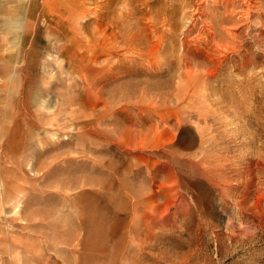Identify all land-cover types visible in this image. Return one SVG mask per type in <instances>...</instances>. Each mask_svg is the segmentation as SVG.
Returning a JSON list of instances; mask_svg holds the SVG:
<instances>
[{
    "label": "rangeland",
    "instance_id": "rangeland-1",
    "mask_svg": "<svg viewBox=\"0 0 264 264\" xmlns=\"http://www.w3.org/2000/svg\"><path fill=\"white\" fill-rule=\"evenodd\" d=\"M34 1L0 0V264H264V0Z\"/></svg>",
    "mask_w": 264,
    "mask_h": 264
},
{
    "label": "bare ground",
    "instance_id": "bare-ground-1",
    "mask_svg": "<svg viewBox=\"0 0 264 264\" xmlns=\"http://www.w3.org/2000/svg\"><path fill=\"white\" fill-rule=\"evenodd\" d=\"M51 0H49V2H50ZM53 1V0H52ZM6 2V1H5ZM46 2V1H45ZM69 2V1H68ZM77 2V1H76ZM75 2V3H76ZM26 4L27 5H29L28 7H29V9H32L33 8V6H36V4H35V1L34 0H27V2H26ZM58 4H59V1H58ZM73 4V3H72ZM77 4V3H76ZM81 4V3H80ZM1 5V4H0ZM110 5V4H109ZM59 6V5H58ZM77 6V5H76ZM1 8H2V6H1ZM84 8V7H83ZM3 9V8H2ZM41 9V8H40ZM6 10V9H5ZM4 10V11H5ZM83 10H85V9H83ZM100 10V9H99ZM44 11V10H43ZM5 12H7V11H5ZM52 12V11H51ZM91 12V11H90ZM102 12V11H101ZM55 13V12H54ZM73 13V12H72ZM96 13V12H95ZM100 13V12H99ZM33 13L32 12H30L29 13V15L27 16V18H26V24H29V22H30V18L31 17H34L33 15H32ZM74 15V14H73ZM25 16V15H24ZM94 16V15H93ZM26 17V16H25ZM69 17V16H68ZM67 17V18H68ZM79 17V16H78ZM96 17V16H95ZM42 18V17H41ZM34 19H35V17H34ZM56 19H58V18H56ZM76 20V19H75ZM32 21V20H31ZM35 20H33V22H34ZM72 22V21H71ZM84 22V21H83ZM22 23V22H21ZM68 24V23H67ZM33 26V25H32ZM51 27V26H50ZM97 27V26H96ZM25 28V27H24ZM29 28H31V27H29ZM52 28H53V26H52ZM99 28V27H98ZM26 29V28H25ZM56 29V28H55ZM79 29V28H78ZM27 30V29H26ZM95 30H96V28H95ZM99 30H100V28H99ZM21 34V33H20ZM31 36V35H30ZM23 38H24V36H23ZM28 46V45H27ZM67 46V45H66ZM31 47V46H30ZM31 48H33V47H31ZM64 48V47H63ZM27 49V48H26ZM29 50V49H28ZM23 51V50H22ZM70 52H71V50H70ZM72 53V52H71ZM28 66V65H27ZM1 204H2V201H1Z\"/></svg>",
    "mask_w": 264,
    "mask_h": 264
}]
</instances>
